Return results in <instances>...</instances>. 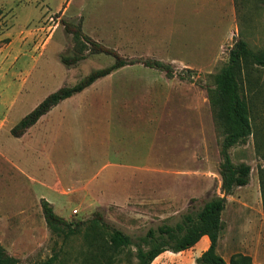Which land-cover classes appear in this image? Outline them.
<instances>
[{
    "label": "rangeland",
    "instance_id": "374dc122",
    "mask_svg": "<svg viewBox=\"0 0 264 264\" xmlns=\"http://www.w3.org/2000/svg\"><path fill=\"white\" fill-rule=\"evenodd\" d=\"M237 3L228 33V0H141L138 18L141 12L158 35L141 34L138 26L130 35H119L120 49L116 50L111 43L114 45L112 39L118 38L111 26L141 23L137 8L123 7L121 0H0V243L20 264H88L85 231L100 209L108 221L136 242L150 228L175 225L189 207L199 210L210 199L221 196L222 138L205 87H213L214 76L228 63L229 51L238 39L264 58V0ZM62 20L82 21L87 36L128 62L60 103L32 128L36 142L47 145L60 174L57 195L47 192L56 214L69 222L82 223L80 231L68 239L47 228L40 205L41 188L23 181L20 184L14 168L20 144L11 136V130L49 95L76 85L115 61L104 54L86 53L85 60L75 67L63 65L61 57L73 54V43ZM227 34V42L218 51ZM156 41L164 44L163 49L158 48L163 51L161 58L142 57L150 54L147 45L155 42L159 46ZM168 41H172L170 51L165 49ZM6 53L16 56L9 69L4 68L1 59ZM147 60L171 63L181 73L189 70L192 74L185 76L194 81L169 79L165 73L144 66ZM247 65L241 77V92L250 102L253 135L245 146L232 148L230 155L235 164L251 166V181L228 197L222 217L227 231L219 242L220 253L227 260L242 253L256 264H264V212L259 185V168H264V66L252 61ZM167 80L196 90V119L184 154L168 143H176V138L164 134L168 127L174 134L182 133L176 125L162 124L161 132H157L144 119L149 109L145 101L161 98ZM117 147L123 151L118 155L119 162L180 168L188 177H167L164 187L156 179L128 181L125 172H117L116 186L96 187L111 174L109 167ZM23 159L28 168L38 163L44 169L50 164L38 151L32 159L30 154ZM31 173L35 175L33 170ZM174 189L177 191L172 193ZM135 252L134 246L125 249L116 258L118 264H136Z\"/></svg>",
    "mask_w": 264,
    "mask_h": 264
},
{
    "label": "trees",
    "instance_id": "16d2710c",
    "mask_svg": "<svg viewBox=\"0 0 264 264\" xmlns=\"http://www.w3.org/2000/svg\"><path fill=\"white\" fill-rule=\"evenodd\" d=\"M233 1L237 10L238 0ZM61 24L65 33L71 36L73 43V54L61 57L63 65L68 68L75 67L85 60L86 53L104 54L113 57L115 61L107 68L91 72L76 85L63 87L49 95L11 130V136L14 138H21L60 103L84 92L97 81L128 65V62L116 51L108 49L87 36L83 32L82 21L74 23L62 20ZM249 61L264 66V58H260L250 50L244 40L238 39L229 51L228 63L214 76L213 87H205L213 118L222 138L219 165L221 196L210 199L199 210L189 207L181 221L175 225L164 224L156 229L150 228L144 236L138 237L136 242L117 225L108 221L105 211L100 209L89 221L85 231V243L89 254L88 264H118L116 258L130 246L136 248L134 254L136 264H152L162 253L187 251L205 236L210 241V247L197 258V264H254L252 257L246 254L236 253L227 262L218 252L219 241L227 231V225L222 217L228 197L232 196L236 190L247 187L251 181V166L244 162L235 164L230 155L232 148L245 146L253 135L250 102L246 93L241 92V77L249 65L244 66V64ZM143 64L165 73L169 79L178 77L181 81L189 83L194 81L191 76H185V73L192 74L191 71L177 72L171 63L147 60ZM257 147V155L260 156V148L258 145ZM259 185L264 212V168H259ZM40 205L49 230L64 234V239L80 231L82 223L75 224L60 217L56 214L53 205L45 199L41 200ZM145 247L149 249L144 250ZM0 264H20V260L11 256L1 243Z\"/></svg>",
    "mask_w": 264,
    "mask_h": 264
},
{
    "label": "crops",
    "instance_id": "0c3cea01",
    "mask_svg": "<svg viewBox=\"0 0 264 264\" xmlns=\"http://www.w3.org/2000/svg\"><path fill=\"white\" fill-rule=\"evenodd\" d=\"M230 9L226 14V17L229 18V24H228V33L230 32V26L233 19L235 7H234V1L228 0ZM181 2V0H180ZM121 5L123 7L127 5H131L137 8L136 15L137 19L141 21L140 24H134L132 22L130 23H115L112 27V34H116L117 38L116 40L112 39V42H114V45L111 43V45L116 49H120V42H119V35L125 33L126 35H130L133 33L134 30L138 29V26L140 27V33L141 34H147L148 36H157L158 34H155V29L153 25H150L149 22L144 21L142 18V13L140 12L141 18H138L137 11L138 9L142 11V5L141 0H121ZM141 7V8H140ZM125 24V25H124ZM115 28V30H113ZM163 34V33H162ZM153 39L152 41H154ZM228 40V34L227 38L223 40L218 48V51L220 48H222L223 45ZM159 46L156 45L155 42H153V46L147 45L146 52L150 53L149 55H144L142 57H155V58H161L162 55H159L161 49H163L164 44L161 43V41H156ZM172 41L166 42V51H170L172 48ZM158 48L160 50H158ZM154 51L158 52V54H153ZM128 57V56H123ZM16 56L13 54L6 53L4 55H1L2 63L4 65V68L8 67L10 68L13 61L15 60ZM195 89V88H194ZM175 90V91H173ZM196 90H192L191 87L185 84H178L173 80H167L165 83V93L160 94L162 97L157 100L155 99V102L153 100L145 101V103L148 104L149 109L145 111V120L148 124H151V126H154L153 128L157 132H161L162 130V124H172L176 125L177 129L180 130L182 133H172L168 130L164 131V134L172 135L174 138H176V143L174 140L168 141L169 144H171V147H177V149L180 150L182 154L187 153L188 148V140L191 137V131L194 124V121L196 119ZM161 92V91H160ZM179 93V94H178ZM189 93V95H188ZM181 94V95H180ZM164 97V98H163ZM175 101H177V104H175ZM46 116V115H45ZM43 118V117H42ZM41 120V119H40ZM39 120V121H40ZM38 121V122H39ZM34 128V126L32 127ZM32 128H30L21 138H15L19 144V159L18 163L15 165V171L18 174L20 184L21 181L24 183H28L33 188H41L40 192L42 193L41 199H45L49 203H51L54 207L53 201L49 199V195L47 192H50L52 194L57 195V190H55V187H57L60 184V174L57 171V165L50 159V151L45 144L37 143L36 142V136H33L32 134ZM163 145V143H162ZM165 145V144H164ZM180 146V147H179ZM34 151H38V153H41V156L46 157V159L49 160L50 164L49 166L44 167L42 169L38 163L33 167V165H29L30 168H28V165L25 163L26 161L23 159L24 156L27 154L34 156ZM120 152H123L119 147H117L114 151L115 159L114 163L110 164L111 174L106 178L105 182H98L100 179V173L98 174V177L96 178L97 184L96 187H105V186H116V181L118 179L117 172H125L124 176L126 180H150V179H156L159 185H163L164 187L166 185L167 177H188L187 173H183L180 168L168 169L163 166L165 165H156V164H150L148 162L145 163H131L128 161H118V155L121 154ZM125 153V152H124ZM165 153V152H164ZM164 153H162L164 155ZM34 161V158L32 159ZM25 161V162H24ZM36 161V160H35ZM33 168V169H31ZM32 170L35 172V175H33L31 172ZM181 171V172H180ZM23 179V180H22ZM108 183V184H107ZM109 186V187H110ZM39 191V190H38ZM172 193L177 191L176 189L170 190ZM171 192L169 195H172ZM162 203V202H161ZM61 217V216H60ZM142 217L146 218V215H142ZM65 220L67 218L62 217ZM221 242V241H220ZM220 242L218 245V252L220 253ZM210 247V241L208 237H203L201 240L191 249L181 252V253H172V252H164L159 257L155 259V261L152 264H197L196 260L199 258L205 251L208 250ZM220 255L228 262L229 260L226 259L224 255L220 253ZM234 255V254H233ZM254 264H256L253 261Z\"/></svg>",
    "mask_w": 264,
    "mask_h": 264
},
{
    "label": "built area",
    "instance_id": "2783aa9c",
    "mask_svg": "<svg viewBox=\"0 0 264 264\" xmlns=\"http://www.w3.org/2000/svg\"><path fill=\"white\" fill-rule=\"evenodd\" d=\"M74 213L76 214V213H77V211H74Z\"/></svg>",
    "mask_w": 264,
    "mask_h": 264
}]
</instances>
